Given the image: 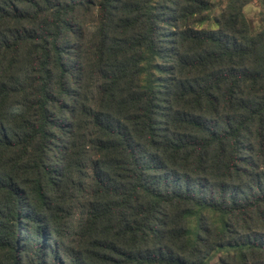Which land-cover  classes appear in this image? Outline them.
<instances>
[{
    "label": "trees",
    "instance_id": "16d2710c",
    "mask_svg": "<svg viewBox=\"0 0 264 264\" xmlns=\"http://www.w3.org/2000/svg\"><path fill=\"white\" fill-rule=\"evenodd\" d=\"M212 1L0 0V264H264V0Z\"/></svg>",
    "mask_w": 264,
    "mask_h": 264
},
{
    "label": "rangeland",
    "instance_id": "374dc122",
    "mask_svg": "<svg viewBox=\"0 0 264 264\" xmlns=\"http://www.w3.org/2000/svg\"><path fill=\"white\" fill-rule=\"evenodd\" d=\"M228 2V0H213L212 1V5H211V10L207 11V15L209 16L208 20L205 21L202 24H196V27L199 29L205 28V29H214L216 28V24L214 21V18L217 17L220 12L221 9L226 5V3ZM245 15L247 17V19L254 24L258 23V18H259V7L256 3H252L249 6H247L244 9ZM196 225H197V221L196 218H190L189 219V236L193 237L196 231ZM225 250H220L217 251L214 254V257L219 256L220 254H222Z\"/></svg>",
    "mask_w": 264,
    "mask_h": 264
}]
</instances>
